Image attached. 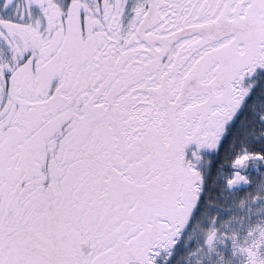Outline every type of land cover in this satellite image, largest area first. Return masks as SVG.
Masks as SVG:
<instances>
[{
    "label": "snow or ice",
    "instance_id": "6c2138e0",
    "mask_svg": "<svg viewBox=\"0 0 264 264\" xmlns=\"http://www.w3.org/2000/svg\"><path fill=\"white\" fill-rule=\"evenodd\" d=\"M0 264H264V0H0Z\"/></svg>",
    "mask_w": 264,
    "mask_h": 264
},
{
    "label": "flooded vegetation",
    "instance_id": "af4514ba",
    "mask_svg": "<svg viewBox=\"0 0 264 264\" xmlns=\"http://www.w3.org/2000/svg\"><path fill=\"white\" fill-rule=\"evenodd\" d=\"M243 194H244L243 192L239 193V195H243Z\"/></svg>",
    "mask_w": 264,
    "mask_h": 264
},
{
    "label": "rangeland",
    "instance_id": "374dc122",
    "mask_svg": "<svg viewBox=\"0 0 264 264\" xmlns=\"http://www.w3.org/2000/svg\"><path fill=\"white\" fill-rule=\"evenodd\" d=\"M193 239L195 240V237H193Z\"/></svg>",
    "mask_w": 264,
    "mask_h": 264
}]
</instances>
